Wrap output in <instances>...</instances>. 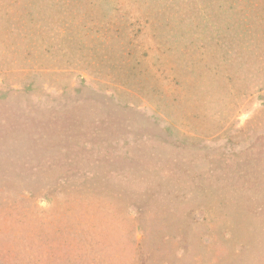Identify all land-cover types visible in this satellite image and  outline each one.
Instances as JSON below:
<instances>
[{"label": "rangeland", "instance_id": "374dc122", "mask_svg": "<svg viewBox=\"0 0 264 264\" xmlns=\"http://www.w3.org/2000/svg\"><path fill=\"white\" fill-rule=\"evenodd\" d=\"M0 264H264V0H0Z\"/></svg>", "mask_w": 264, "mask_h": 264}]
</instances>
